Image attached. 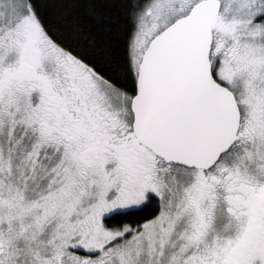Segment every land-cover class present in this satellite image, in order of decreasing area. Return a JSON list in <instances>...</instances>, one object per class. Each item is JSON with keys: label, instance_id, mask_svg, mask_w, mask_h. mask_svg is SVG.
Here are the masks:
<instances>
[{"label": "snow or ice", "instance_id": "obj_1", "mask_svg": "<svg viewBox=\"0 0 264 264\" xmlns=\"http://www.w3.org/2000/svg\"><path fill=\"white\" fill-rule=\"evenodd\" d=\"M0 264H264V0H0Z\"/></svg>", "mask_w": 264, "mask_h": 264}]
</instances>
